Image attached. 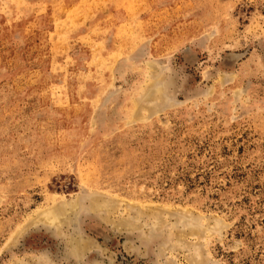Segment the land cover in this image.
Here are the masks:
<instances>
[{"label":"rangeland","instance_id":"obj_1","mask_svg":"<svg viewBox=\"0 0 264 264\" xmlns=\"http://www.w3.org/2000/svg\"><path fill=\"white\" fill-rule=\"evenodd\" d=\"M190 260L264 264V0H0V264Z\"/></svg>","mask_w":264,"mask_h":264},{"label":"bare ground","instance_id":"obj_2","mask_svg":"<svg viewBox=\"0 0 264 264\" xmlns=\"http://www.w3.org/2000/svg\"><path fill=\"white\" fill-rule=\"evenodd\" d=\"M151 69V68H150ZM142 98V97H141ZM134 114V113H133ZM100 200V199H99ZM105 200V199H104ZM103 200H101V201H98V199L97 200H95V201H93L92 202V204H91V210L92 211H94L95 210V212L96 211H100V210H103V211H107L108 213L112 210V209H115L114 207H113V205H114V203H113V201H112V205H110L109 204V202H107V200H106V202H102ZM79 207V206H78ZM56 208H58V206L56 207ZM75 208V207H74ZM65 209V208H64ZM77 209V208H76ZM89 209V210H90ZM146 209V208H145ZM75 210V209H74ZM73 210V211H74ZM58 210L57 209H52V208H49V209H45V210H42L40 213H39V211H38V214L37 213H35L36 214V220H40V221H44V222H47V223H49V224H56V223H59L60 221H61V219H60V215H58V212H57ZM67 211V210H66ZM140 211V210H139ZM145 212H147V211H145ZM73 213V212H72ZM107 213V214H108ZM159 214V213H158ZM108 216V215H107ZM162 216H164V215H162ZM176 216V215H175ZM67 218V217H66ZM69 219H70V217H68ZM106 219H108L107 217H106ZM162 221V220H161ZM161 221H157V223L155 224L157 227H160L161 226ZM135 222H136V220H135ZM117 226H116V225ZM138 224V223H137ZM137 224L136 223H134L132 220H130L129 218H122V219H120L117 223H115V221H114V225L117 227V228H124V229H126V230H132V229H134V228H137L138 226H137ZM156 227V228H157ZM20 233V232H19ZM73 242V241H72ZM91 246V243L89 242V241H87V240H83V239H81V240H78V242H77V244H76V250H85V249H88L89 247ZM174 260V259H173ZM167 261V260H166ZM193 261V262H192ZM190 260V262H189V264H199L200 262H197V261H194V260Z\"/></svg>","mask_w":264,"mask_h":264}]
</instances>
